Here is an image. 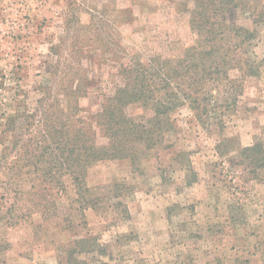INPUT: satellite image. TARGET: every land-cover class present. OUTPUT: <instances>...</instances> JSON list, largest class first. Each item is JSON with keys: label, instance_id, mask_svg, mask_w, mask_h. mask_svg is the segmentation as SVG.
I'll return each instance as SVG.
<instances>
[{"label": "rangeland", "instance_id": "1", "mask_svg": "<svg viewBox=\"0 0 264 264\" xmlns=\"http://www.w3.org/2000/svg\"><path fill=\"white\" fill-rule=\"evenodd\" d=\"M192 4L0 0V264H264V64L255 75L231 67L241 90L220 85L207 121L179 99L153 122L161 144L139 162L99 161L83 182L36 164L50 146L40 124L49 105L78 109L93 132L138 63L151 70L195 45ZM226 19L256 33L236 57L263 60L264 18ZM159 88L125 114L153 119L156 101L177 91Z\"/></svg>", "mask_w": 264, "mask_h": 264}, {"label": "trees", "instance_id": "2", "mask_svg": "<svg viewBox=\"0 0 264 264\" xmlns=\"http://www.w3.org/2000/svg\"><path fill=\"white\" fill-rule=\"evenodd\" d=\"M188 1L193 3L190 24L197 35L195 45L187 49L181 59L161 61L151 70L138 63L140 69L135 71L133 79H129L133 71L125 69V76L130 83L126 82L107 99L111 105L101 104L102 110L95 116V126L99 130L94 126L91 127L93 132L87 129L85 119L73 107L72 112H68L63 105H60L62 109L57 105H49L52 108L50 113L43 112V122H40L42 138L50 146L38 155L36 164L45 161L47 177L61 179V176H65L59 172L61 169L68 172L75 182H83L87 168L99 161L127 158L133 163L139 162L161 144L160 135L152 129L156 125L153 122L162 118L169 120L170 114L179 107V99L201 110L202 113L197 114L198 118L207 121L211 114L206 103L212 94L219 92L220 85L227 86L229 83L233 86L232 91L240 88L238 80L229 78L231 67H237L243 76L258 73L264 59L243 62L236 57L243 46L255 40V31L230 27L225 20L227 22V16L231 17L236 11L243 10L255 22L263 21L264 0ZM125 10L132 15L130 9ZM160 86L166 90L176 86L177 91L167 94L166 102L161 99L156 101L153 119L138 121L125 114L127 106L136 101L154 100ZM150 123L154 127H148ZM99 136L104 138V145L99 144ZM48 163L54 166L46 167Z\"/></svg>", "mask_w": 264, "mask_h": 264}]
</instances>
